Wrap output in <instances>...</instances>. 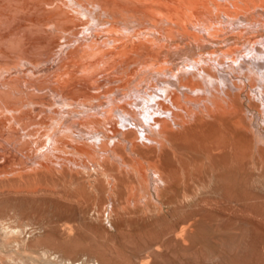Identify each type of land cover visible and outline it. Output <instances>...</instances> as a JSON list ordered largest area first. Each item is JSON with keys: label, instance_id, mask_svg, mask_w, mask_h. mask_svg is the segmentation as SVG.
<instances>
[{"label": "bare ground", "instance_id": "bare-ground-1", "mask_svg": "<svg viewBox=\"0 0 264 264\" xmlns=\"http://www.w3.org/2000/svg\"><path fill=\"white\" fill-rule=\"evenodd\" d=\"M263 27L264 0H0V181H109L107 161L144 173L141 150L179 114L230 110L246 89L264 107ZM6 209L0 264H83L31 247L28 219Z\"/></svg>", "mask_w": 264, "mask_h": 264}, {"label": "rangeland", "instance_id": "rangeland-1", "mask_svg": "<svg viewBox=\"0 0 264 264\" xmlns=\"http://www.w3.org/2000/svg\"><path fill=\"white\" fill-rule=\"evenodd\" d=\"M241 92L230 110L179 114L141 150L144 173L107 161L109 181L66 169L1 180L0 213L14 208L31 247L77 263L264 264V107Z\"/></svg>", "mask_w": 264, "mask_h": 264}, {"label": "built area", "instance_id": "built-area-1", "mask_svg": "<svg viewBox=\"0 0 264 264\" xmlns=\"http://www.w3.org/2000/svg\"><path fill=\"white\" fill-rule=\"evenodd\" d=\"M93 264H98V263H96V262L94 261Z\"/></svg>", "mask_w": 264, "mask_h": 264}]
</instances>
